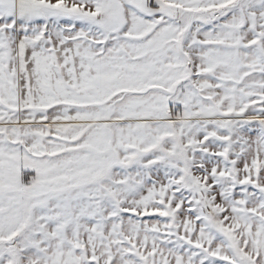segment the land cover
I'll return each mask as SVG.
<instances>
[{
	"label": "snow or ice",
	"instance_id": "6c2138e0",
	"mask_svg": "<svg viewBox=\"0 0 264 264\" xmlns=\"http://www.w3.org/2000/svg\"><path fill=\"white\" fill-rule=\"evenodd\" d=\"M0 264H264V0H0Z\"/></svg>",
	"mask_w": 264,
	"mask_h": 264
}]
</instances>
